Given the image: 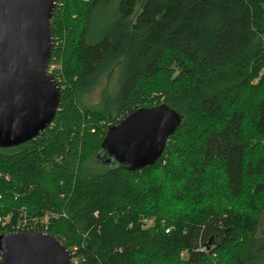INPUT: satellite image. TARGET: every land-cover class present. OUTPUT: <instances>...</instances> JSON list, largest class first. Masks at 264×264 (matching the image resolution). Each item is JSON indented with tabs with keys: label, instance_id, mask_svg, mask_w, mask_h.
<instances>
[{
	"label": "trees",
	"instance_id": "obj_1",
	"mask_svg": "<svg viewBox=\"0 0 264 264\" xmlns=\"http://www.w3.org/2000/svg\"><path fill=\"white\" fill-rule=\"evenodd\" d=\"M51 27L58 111L0 149V233L36 222L76 264H264V0H57ZM162 104L156 164L109 165L108 127Z\"/></svg>",
	"mask_w": 264,
	"mask_h": 264
},
{
	"label": "water",
	"instance_id": "obj_2",
	"mask_svg": "<svg viewBox=\"0 0 264 264\" xmlns=\"http://www.w3.org/2000/svg\"><path fill=\"white\" fill-rule=\"evenodd\" d=\"M56 4L0 0V149L36 139L56 117L62 88L48 74ZM181 123L165 104L140 108L108 127L104 158L129 171L152 167ZM0 253V264H74L67 247L47 232L0 233Z\"/></svg>",
	"mask_w": 264,
	"mask_h": 264
},
{
	"label": "rangeland",
	"instance_id": "obj_3",
	"mask_svg": "<svg viewBox=\"0 0 264 264\" xmlns=\"http://www.w3.org/2000/svg\"><path fill=\"white\" fill-rule=\"evenodd\" d=\"M139 11H140V9L137 8L135 11V14L131 20L135 19L136 15L138 14ZM107 16H108L107 11H105V9L103 7H101L100 9H98L95 12L94 18H93V34H95V31L100 27V25L103 23L104 19ZM115 76L116 75H112L111 78H103L101 80V85L96 87L92 91V93L90 94L89 104H95V103L99 102L101 90L103 88L106 89L109 86V84H111V82H114ZM258 233L261 235H264V212H263L262 217H261V222H260ZM73 263L76 264L74 260H73Z\"/></svg>",
	"mask_w": 264,
	"mask_h": 264
},
{
	"label": "built area",
	"instance_id": "obj_4",
	"mask_svg": "<svg viewBox=\"0 0 264 264\" xmlns=\"http://www.w3.org/2000/svg\"><path fill=\"white\" fill-rule=\"evenodd\" d=\"M57 46H59V42H57V41L55 42L53 39V49ZM57 69H58L57 64H55V63L51 64L49 67V70H48V74L51 75ZM10 221H11L10 216H7V217L0 216V227H6L10 223ZM41 223H42V225H44L46 223V221H43ZM36 225H37L36 222L35 223L33 222V223L27 225L26 221H23V223H22V221H19L16 225H13V227L15 229L14 233L31 234V233H27L26 231L38 229ZM42 225L40 227H42ZM46 228L47 227H45L43 231L40 230L39 232H44L46 230ZM1 260H2V254L0 253V261Z\"/></svg>",
	"mask_w": 264,
	"mask_h": 264
}]
</instances>
